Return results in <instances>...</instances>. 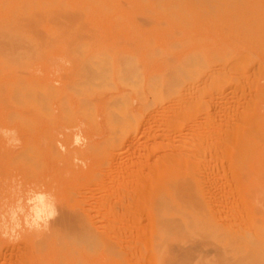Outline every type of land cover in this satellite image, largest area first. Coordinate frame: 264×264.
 Instances as JSON below:
<instances>
[{
    "label": "rangeland",
    "instance_id": "1",
    "mask_svg": "<svg viewBox=\"0 0 264 264\" xmlns=\"http://www.w3.org/2000/svg\"><path fill=\"white\" fill-rule=\"evenodd\" d=\"M5 1L3 2V0H0V28L3 25L0 31L7 29L8 35L11 37H7V32H0V128L15 129L18 134L20 144L18 147H9L4 142V140L0 138V202L11 201L12 193L10 192V188L13 187V181L21 184L25 189L32 186H42L45 190L51 191L55 195L56 203L59 207L61 206V208L57 206L60 211L59 216L61 218L58 216L60 219L57 217L54 220L53 225H51L52 227L50 228L49 226V228H47L48 231L44 230L36 232L24 230L21 233L20 239L18 241L13 242L0 238V264H249L251 262L253 264H264V253H262L264 251V249H262V246L264 248V236L262 235V233L264 234V121H262L264 120V98L262 96L264 95V70H262L264 69V38H262V35H264V24H262L264 23V0H207V2H205V0H73V2L72 0H64L63 2L65 5L64 3H61V1L59 3V0L58 2L57 0H46L47 2H50V5L44 0H31V4L30 0ZM93 1H97L100 5H95ZM105 1L106 4L104 3ZM77 2L78 4L80 3V6L77 4ZM97 2L96 4H98ZM22 3L26 7V10H23L24 8H22L20 5ZM27 4L29 5V9ZM56 4H60L58 5L60 7H58ZM103 4L104 6H101ZM158 5L160 8L157 7ZM165 5H167V7H165ZM179 5H181V7ZM195 5L196 7L198 6L197 9L194 7ZM208 5L210 6V10L208 9ZM81 6L84 7L82 8ZM186 6L188 10H186ZM256 6H259L257 7V10L255 8ZM54 7L57 8L53 9ZM103 7L107 10L110 8L112 12L108 13V11L105 9L104 11L101 10ZM162 7H165L164 11L169 9L166 11L170 15L169 18L167 13L166 15L164 14L165 12L162 14ZM11 8H13V10H11ZM172 8L175 10L177 9V11L179 8L180 10L184 9L189 12V15H187L188 12L184 10L182 11L184 13L186 12L187 14H183L182 12L181 15H178V12L181 11L175 12L173 10V12L176 13L175 14L171 11ZM258 8L261 10H258ZM64 9L66 14L64 13ZM88 9H90V12ZM22 10L30 12L31 16L29 13H25ZM35 10H37L39 13H37ZM48 10L49 14L47 13ZM131 10L133 12H131ZM147 10L149 12H147ZM45 11L46 15L43 14ZM170 11L176 17L173 16ZM204 11H206V13ZM208 11L210 12L209 16L211 17H207ZM104 12L105 15H103ZM106 12L108 13L107 15ZM192 12L195 13V16L193 15L191 17L190 14ZM10 13L12 16H10ZM2 14L6 18L3 17ZM50 14L51 16H49ZM67 14L69 15L67 16ZM70 14L73 20L71 19ZM115 14H117L120 19H118L119 17L115 18ZM182 14L188 19L187 20L185 17V21L190 22V24L185 22L187 27L185 24H180L182 22L181 20H179L180 23L178 22V19L180 18L184 20ZM14 15H17L18 18H12ZM98 15L101 16L97 17ZM212 15L217 17V19L215 18V21H210V19H214ZM57 16L61 17V20L64 22L60 21V18ZM81 17H83V20ZM193 17L196 19V24H194L195 19ZM11 18L12 21H14V19L15 21L12 22ZM150 18H152V21ZM201 18H203V21H201ZM218 18H220V21ZM233 18L235 20L237 18H241L237 19L239 20V26L238 22H236L237 20L235 21ZM6 19H8V23L11 22L14 24V26L9 23L11 25L10 26ZM20 19L22 21H20ZM24 19H26V22ZM84 19L87 21V23ZM169 19H173L174 21H170ZM206 19L209 20V22ZM230 19L235 21V23H232ZM78 20H80L81 23ZM146 20L147 22L149 21L148 24L150 25L145 24L147 23ZM204 20H206V22ZM50 21L51 23H49ZM164 21L165 23L168 22L170 25L167 23L165 24L167 26H165L163 24ZM32 22L33 25H31ZM65 22H67L66 26L64 24ZM240 22H243V24ZM219 24L220 26L223 25L225 27L224 29L226 32L228 31L227 33L225 32L226 34L224 33L225 30L222 29L221 31V27L218 26ZM59 25H62L61 29ZM246 25L249 28L251 26L254 28L256 27V31H254V28H250V30L247 27L249 29V33L247 30L243 29L246 28ZM75 26L77 27L75 28ZM211 26L213 27L212 30ZM4 27L6 28L4 29ZM8 27L11 29L14 27L12 30L15 32H13ZM79 27H81L79 31L82 30V32L77 33L76 30L79 29ZM105 28L108 30L104 31L106 30ZM204 28L206 31L203 30ZM52 29L54 30L53 32ZM71 29L75 30L72 32ZM174 29L181 31V37L179 34L180 32L178 31V33L177 30L175 31ZM213 29L215 30L213 31ZM18 30L19 33H17ZM68 30L71 31L67 33ZM173 30L178 34L176 35ZM232 30L234 31L232 32ZM258 30H260L262 33H257ZM39 31H41V33ZM74 31L79 35L77 36ZM89 31H94L92 32L94 33L93 35H95V31H97V35H95V37L99 39L94 37L95 40H98H96L97 44L96 41L92 40L93 38H90L93 37V35H91L92 33H89ZM29 32L30 34H27ZM104 32H106L108 36H106V33ZM15 33H17L16 36H18V39L19 37H22L20 36L22 33H24L25 36L23 35L24 38H20L18 40L16 37H14ZM54 33L58 34L56 35L57 37L54 35ZM66 33L67 35L71 33L69 35L70 37L67 36ZM229 33L231 35L235 33L233 37L239 38L237 40L238 43L235 41L236 39L234 40V38H232ZM80 34H83L81 36L82 38L79 37ZM101 34L104 36L102 35L101 37ZM45 35L48 38L46 37L44 39ZM64 35H66L65 37L68 41L65 37H63ZM53 36H55L57 39L53 38ZM223 36L224 38H222ZM260 36L262 40H260ZM4 37H7V42L5 41ZM29 37L32 39V41ZM104 37L105 39L109 37V41L108 39L104 40ZM150 37L151 39L153 38L152 41L150 40ZM196 37H199L198 40L201 37V40L197 42ZM230 37L232 39H230ZM12 38L14 40L16 38L17 41L13 43L14 40ZM78 38L81 39L80 42H78ZM118 38L121 40L119 42H115L114 39L118 41ZM111 39L112 41L110 42ZM187 39H189L188 42L185 41ZM21 40L23 44L20 43ZM38 40L40 47L37 45ZM149 40L152 44L148 42ZM230 40L233 42L235 41L236 43L231 45L229 44L232 43ZM24 41L28 44H26ZM64 41H66L65 43H68L65 44ZM91 41H93L98 48L92 42L88 47V50L90 49V51L85 53L86 50L83 46L86 43L89 44ZM105 41L107 42L105 43ZM32 43L35 44L32 45ZM40 43L42 45H40ZM178 43L179 45L182 43V46L177 47ZM6 44H8V46ZM70 44L71 47L69 46ZM171 44L174 47L171 46ZM250 44H253L254 46L260 45L261 48H259V46L256 47V49H254L255 47L251 49L249 48ZM78 45L81 47V54L83 49L85 50L83 51L84 55L82 56L78 52V50L80 51ZM92 45L95 46L92 47ZM216 45L218 46L216 47ZM248 45L249 47L247 48ZM228 46H230L232 49ZM99 47H101L102 54L104 51V53L107 54H100L101 50ZM107 47L108 49H106ZM202 47H204V49ZM25 48L28 49L25 50ZM93 48L97 49L98 54H95V52L93 54V51H96V49L93 50ZM157 48H159V50ZM195 49L198 52L201 51L199 52L200 55L202 54L200 59H202V62H205L202 64L203 66L200 65L201 62L198 63L201 61L197 55L199 53H196L198 57L193 53ZM230 51V55L226 54L225 56V53ZM89 52L90 54H88ZM189 52L191 53L189 54L190 58L188 55L186 57L183 55L185 53L188 54ZM212 53H215V55ZM29 55H32L34 58ZM107 55L112 56H108L110 58L108 59ZM211 55H213L214 59L212 57L208 58V56ZM244 55L248 56L247 60L249 61H243V59H246L247 57H244ZM16 56L19 59L16 58ZM86 56H88L86 59L87 61H85ZM168 57H172V59ZM234 57L238 58L234 59ZM88 58L90 60L92 58V60L89 61ZM211 58L215 62L217 59H219V64L218 60L217 63H215L214 61L212 62L210 60ZM239 58L241 60H239ZM182 59L185 63L183 61H179ZM190 59L192 61L196 59L198 62L195 65V60L192 62ZM19 60L21 62H19ZM53 60H55V62H53ZM189 60L192 63H190ZM109 61L110 64L108 63ZM170 61L173 63H170ZM231 61L232 63H230ZM90 62H93L94 66L93 63ZM233 62L235 65L240 62L242 67L244 63H246V66L243 68L239 67V69L242 68L240 70L236 67V71L239 70L238 72L235 71L236 73L233 71H226L233 70L235 68L229 66V64L233 65ZM183 63L184 65L187 63L193 64L194 67H191L193 65L190 64L183 66ZM220 63L224 66L225 70L223 71L224 68H217L218 73L219 70L221 71L220 75H215L218 73L214 71V74L212 71L213 73H209V75L214 78H211V76L209 77L206 72H210L212 68L213 70L216 67L220 68L222 66ZM255 63L258 64L257 67ZM178 64L182 68L185 67L187 69H182L180 67L178 70H176ZM197 64H199L200 68H203L204 71H206V66L209 68L206 72L199 69L197 70L196 68L199 66ZM214 64L216 67L213 66ZM72 65L73 67H71ZM107 66L108 70L109 66L112 67L111 70H113L111 72L109 71L110 75H107L113 77L109 78L106 76V74H104L105 71L103 72L102 68L105 70ZM92 67L94 69H89ZM96 67L98 70H96ZM126 67H128L127 70H125ZM189 67L191 68L190 70H188ZM255 67L256 69L260 68L261 72L259 69L256 71ZM72 68H76L77 71L80 69V72L78 71L77 73L75 72L72 74V72L76 70H71ZM167 68H169L168 70H170V68H174V72L172 71L170 73L172 75L167 72L165 73ZM193 68L195 72L191 73L194 71ZM253 69L254 71H252ZM21 70L23 71L22 73L20 72ZM118 71L121 72L117 73ZM182 71L183 73H186L187 71L188 75L182 74ZM241 71L242 73H240V75H243V77L239 75V72ZM126 72L129 73L127 74ZM251 72H254L253 75L257 72L260 74L257 73L254 77L252 76ZM59 73H62V77L64 76L66 78H61ZM93 73H97L94 75L96 77H93ZM101 73L104 74L103 78ZM164 73L169 74V78L171 77L175 81L171 82V78H167V80L164 81L166 78L164 77ZM243 73L246 75L248 73L249 76L247 75V77H245L246 75ZM68 74L70 76L69 79L67 76ZM124 74L127 75V77L130 74L129 78H127ZM132 74L134 77L131 76ZM177 74L179 76H177ZM236 74L239 75L240 79L238 76H235ZM84 75H86V78ZM88 75H91V80H89ZM100 75L102 80H99L101 83H98L97 81ZM152 75H155L157 78ZM158 75L161 76L158 77ZM184 75H186L185 78ZM124 76L128 80H126ZM215 76L216 80L219 81L218 83H216L217 81H213L215 80ZM131 77L132 79H130ZM138 77L141 79V81H138L139 83L136 84L134 82L136 79L138 80ZM186 77L189 78V81L188 78L186 79ZM101 78L99 77V79ZM159 78L162 80L161 82L159 81ZM181 78H184L187 81L186 82L184 80L186 82H184L185 85H181L183 82ZM193 78L197 81L193 80L192 82L191 80ZM206 78H209V80ZM247 78L248 83L246 80ZM20 79L22 80L19 82ZM35 79L37 80L38 85L36 84L34 87L33 84L36 82ZM119 79L121 83H125V86L120 84ZM204 79L205 81H202ZM129 80L133 81L132 86L130 84L132 82ZM242 80H244V85H246L245 87L242 83ZM163 81L166 82L169 87L172 86L168 84L169 82H171L170 84H173L174 86L169 88L166 84L164 85ZM178 81L180 84H178ZM212 81L218 86H214ZM203 82H205V84H208V82L209 84L212 83L213 87L209 85V87L206 86L205 88V86H203V88L201 86V83L204 85ZM221 82H223L222 85ZM65 83L67 85L69 84L72 89L70 90L65 85ZM160 83L162 85L159 87ZM193 83L195 84V87L192 85ZM197 83L200 86L199 89L198 86H196ZM238 83L241 84L237 85ZM48 84L51 85L49 86ZM126 84L130 87H127ZM138 85H140V88ZM186 85H189V87L186 88ZM23 86L25 89H23ZM41 86L43 90L41 89ZM157 86L159 89H153ZM192 86L195 88V90L192 88ZM247 86L249 90H247ZM36 87H38V89ZM201 87L203 91L200 89ZM238 87L239 89H236ZM21 88L23 90H21ZM149 88H151L152 93H150ZM82 90H84V92ZM158 90L160 91L158 92ZM177 90L181 91L179 92L180 94L176 92ZM199 90H201L202 93L199 92L198 95ZM253 90L256 93H254ZM16 91L19 93H16ZM168 91L172 96L168 94ZM243 91H245V93ZM27 92L30 94L27 95ZM38 92L42 93V97L39 96L40 93ZM206 92H208L209 95L206 96ZM12 93L14 95H11ZM158 93L161 103L158 102ZM210 93L213 94L210 95ZM253 93L256 96H253ZM18 94L20 95L17 96ZM10 96L12 97V100ZM166 96H168V98ZM180 96H182V99ZM13 97L16 99H13ZM114 97H116V99ZM177 97H179L180 100L177 99ZM128 98L130 99L129 101L127 100ZM85 99H88V102ZM37 100L40 102V104ZM111 100H113V102ZM67 101L69 103H67ZM89 102L90 104H88ZM249 102L251 105L248 104ZM45 103L49 105V107ZM119 103L121 105L123 104L124 110L122 108L123 106H120ZM115 104L120 108V111H118V108V110H116ZM188 105L190 109L188 108ZM46 106L47 109H44ZM247 107L250 108L249 111V108ZM67 108L68 110H66ZM82 108L84 110H82ZM85 108L88 109L86 113H84L86 111ZM185 108H187V110ZM76 109L81 110L77 111ZM89 110L90 113L87 114ZM91 111L95 113H91ZM123 111L128 114H121L120 112ZM258 112L259 114H255ZM10 113L11 117L9 116ZM181 113L183 115H187L183 116ZM240 115L242 116L240 117ZM182 116L185 118L183 119ZM256 116L263 118H261V120L258 122L259 124H257L256 120L258 117ZM92 117H95V122L93 121ZM7 118L10 119L8 120ZM242 118L243 121L246 122L244 124H247V126L250 124L252 127V123H255L253 126L254 128L252 127V129L255 131H249L251 127L243 125ZM90 121L93 122V124L90 123ZM124 121H126L125 126L124 124L121 126ZM250 121L252 123H250ZM123 126L127 127L125 128L127 131ZM256 126H261V132L259 131L260 128L257 129ZM244 127L247 128L248 132L247 130L245 131ZM95 129H97V131ZM108 132L109 134H107ZM223 132L225 134L227 132L228 134L225 136ZM232 132L234 133L232 134ZM252 132H255V135L252 136ZM258 132H260L261 135ZM77 134H82L85 142H83L78 147H74L73 139ZM249 135H251L252 138ZM259 137H261L262 140H258ZM256 140L258 142H256ZM244 143L248 144L249 146H244ZM253 144H258L259 146L254 145L252 147L251 145ZM26 146L29 147L27 148ZM61 146H63V148L66 150L62 152ZM238 147L240 148L239 151H237ZM106 151L109 153H106ZM99 154L102 156L100 159L98 156ZM244 157L246 159H244ZM239 159L244 160L239 162ZM76 161H79V163ZM101 162L103 163V169L100 168L101 165L99 163ZM94 163H97L96 166ZM69 187L72 189H69ZM71 191L74 195L70 194L72 193ZM262 196L263 198H261ZM69 209H71V212ZM83 219L86 221L83 223L85 228L82 227L81 224ZM87 221L89 222L87 223ZM71 222H73V224ZM90 222L94 224L91 225ZM253 222L257 224V226H255ZM258 223L261 225L263 224L261 226L262 228ZM54 225L57 229L54 227ZM94 225H98L95 226L98 227V230L96 228L98 234L94 232L95 230H93ZM100 225L101 227L99 228ZM62 227H70V230H68H73V233H71V231L70 234H66V231H69ZM111 227L113 229H111ZM77 229L82 231L81 234ZM77 233L82 236L77 235L76 237L75 234ZM58 234H62L59 235L62 238L58 237ZM88 234H91V237L93 234L99 235V237H96L99 238L98 240H100H97L98 245L94 244V242H96V239H94L95 237L93 238L94 240L92 238L90 239V237L88 238L91 240V242H89L87 237L85 238V235L87 236ZM100 235L102 237H100ZM247 235L249 239H247ZM100 238H103V240ZM260 238L263 239V241ZM104 239L106 242H104ZM257 239L262 242L258 243L259 241ZM38 240L45 241L40 243ZM76 240L78 247L76 245L74 246V244H76L74 243ZM113 240H115L114 244L116 245L117 250L113 244ZM56 241L59 242L57 245L55 243ZM92 241H94V245L92 244ZM116 241H118L120 244L118 242L116 243ZM100 242H104L105 245L108 243L113 245L112 247L114 249L111 248V245H107V250L110 248L112 251L114 250V252L112 254L109 253L110 251L105 252L106 249L104 247V243L102 244ZM41 244L44 245V247L42 246V249H40ZM64 244L65 247L62 246ZM35 245L37 246L35 247ZM80 246H82L81 248H83L85 252L83 249H78ZM89 246H92V248L90 247V251H88ZM108 246L110 247L108 248ZM60 247L63 249L59 250ZM33 248H37V251H33ZM96 248H98V250ZM76 249L80 250V253ZM76 252L78 253L76 254ZM249 252L251 253L248 254ZM84 253H86V255ZM36 255L38 257H36ZM61 255L63 259H66H64V262L62 261L59 263L61 261L60 259L62 258Z\"/></svg>",
    "mask_w": 264,
    "mask_h": 264
},
{
    "label": "bare ground",
    "instance_id": "2",
    "mask_svg": "<svg viewBox=\"0 0 264 264\" xmlns=\"http://www.w3.org/2000/svg\"><path fill=\"white\" fill-rule=\"evenodd\" d=\"M4 1H5V0H3V2H4ZM21 1H22V0H21ZM44 1H46V0H44ZM44 1H43V2H44ZM52 1H53V0H52ZM52 1H51V2H52ZM60 1H61V3H64V2H63L64 0H59V3H60ZM74 1H75V0H74ZM85 1H86V0H85ZM97 1H98V0H97ZM97 1H95V2L93 1V3H94L95 5L98 6V5H100V4H99ZM102 1H103V0H102ZM108 1H109V0H108ZM108 1H107V2H108ZM141 1H142V0H141ZM143 1H146V0H143ZM215 1H218V0H215ZM219 1H220V0H219ZM3 2H2V3H3ZM46 2H47V1H46ZM57 2H58V0H57ZM72 2H73V0H72ZM89 2H90V1H89ZM96 2H97L98 4H96ZM119 2H120V1H119ZM155 2H156V1H155ZM205 2H207V0H205ZM237 2H238V1H237ZM5 3H6V1H5ZM14 3H16V2H14ZM37 3H38V2H37ZM47 3H49V5H50V2H47ZM47 3H46V4H47ZM104 3L106 4V1H105ZM112 3H113V2H112ZM143 3H146V2H143ZM163 3H164V2H163ZM0 4H1V3H0ZM22 4H23V3H22ZM22 4H20V5L22 6V8H24L23 10H26V9H25L26 7L24 6V4H23V5H22ZM30 4H31V0H30ZM77 4H78V2H77ZM79 4H80V3H79ZM79 4H78V5H79ZM89 4H90V3H89ZM141 4H142V3H141ZM147 4H148V2H147ZM251 4H252V2H251ZM2 5H3V4H2ZM8 5H9V4H8ZM11 5H12V4H11ZM25 5H26V3H25ZM35 5H36V4H35ZM40 5H42V4H40ZM43 5H44V4H43ZM47 5H48V4H47ZM56 5L58 6V5H60V4H56ZM64 5H65V3H64ZM86 5H87V3H86ZM110 5H111V4H110ZM119 5H120V4H119ZM176 5H178V4H176ZM218 5H219V4H218ZM220 5L223 6L222 4H220ZM21 6H20V8H21ZM28 6H29V5L27 4V7H28ZM32 6H33V5H32ZM38 6H39V5H38ZM54 6H55V5H54ZM79 6H80V5H79ZM92 6H93V5H92ZM97 6H96V7H97ZM101 6H104V4L101 5ZM162 6H163V5H162ZM179 6L181 7V5H179ZM208 6H209V5H208ZM1 7H3V6H1ZM16 7H17V6H16ZM36 7H37V6H36ZM58 7H60V6H58ZM61 7H62V6H61ZM77 7H78V6H77ZM81 7L83 8L84 6H81ZM86 7H87V6H86ZM86 7H85V8H86ZM157 7H159V5H158ZM165 7H167V5H165ZM165 7H162L161 9H162V14H163V12H165L164 14L166 15V13L168 14V12H166V11L169 10V9L166 8L167 10L164 11ZM169 7H170V6H169ZM169 7H168V8H169ZM175 7H176V6H175ZM175 7H174V8H175ZM194 7H196V5H195ZM197 7H198V6H197ZM197 7H196V9H197ZM200 7H201V5H200ZM257 7H259V6H256V7H255L256 10H257ZM17 8H18V7H17ZM33 8H34V7H33ZM38 8H40V7H38ZM38 8H37V9H38ZM50 8H51V7H50ZM55 8H57V7H54L53 9H55ZM62 8H63V7H62ZM130 8H131V7H130ZM140 8H141V7H140ZM159 8H160V7H159ZM174 8H172V10H171V9H170V10H171L172 12H173V10H174L175 12L181 11V12H178V13H179L178 15H181V13L183 12L182 10H184V9H181V10H180V8H179L178 11H177V9L175 10ZM186 8H187V6H186ZM28 9H29V7H28ZM28 9H27V11H28ZM60 9H61V8H60ZM65 9H66V8H65ZM65 9H64V13H65ZM76 9H77V8H76ZM104 9L107 10V9L104 8V7H103V9H101V10L104 11ZM109 9H110V8H109ZM109 9L107 10L108 13L112 12V10H111V9L109 10ZM157 9H158V8H157ZM194 9H195V8H194ZM208 9L210 10V6H209ZM11 10H13V8H11ZM15 10H17V9H15ZM19 10H20V9H19ZM23 10H22V11H23ZM50 10H51V9H50ZM57 10H58V9H57ZM66 10H67V9H66ZM79 10H80V9H79ZM88 10H89V12H90V9H88ZM118 10H119V9H118ZM132 10H134V9H132ZM132 10H131V12H133ZM135 10H136V9H135ZM137 10H138V9H137ZM186 10H188V8H187ZM186 10H184V11H186ZM211 10H212V9H211ZM213 10H214V9H213ZM234 10H235V9H234ZM258 10H261V9L258 8ZM27 11H23V12L26 13ZM30 11H33V10H30ZM35 11L37 12V10H35ZM46 11H47V10H46ZM46 11L43 13L44 15H46V14H45ZM71 11H74V10H71ZM71 11H70V12H71ZM103 11H102V12H103ZM115 11H116V10H115ZM160 11H161V10H160ZM171 11H170V13H172ZM221 11H222V9H221ZM225 11H226V10H225ZM4 12H5V11H4ZM53 12H54V10H53ZM55 12H57V11H55ZM59 12H60V11H59ZM67 12H68V11H67ZM75 12H76V10H75ZM75 12H74V13H75ZM91 12H92V11H91ZM94 12H95V10H94ZM100 12H101V11H100ZM117 12H118V11H117ZM147 12H149V11L147 10ZM150 12H151V11H150ZM175 12H173V13H175ZM186 12H188V11H186ZM186 12H185V13L183 12V14H187ZM193 12H194V11H193ZM193 12L191 13L192 15L190 14L191 17L195 14V13H193ZM204 12L206 13V11H204ZM234 12H236V11H234ZM8 13H9V12H8ZM25 13H24V14H25ZM27 13L30 14V12H27ZM37 13H39V12H37ZM47 13L49 14V10H48ZM62 13H63V12H62ZM95 13H96V12H95ZM108 13L106 12V15H107ZM152 13H153V12H152ZM173 13H172V14H173ZM209 13H210V12L208 11V13H207L208 16H207V17H211V16H209V15H210ZM218 13H219V12H218ZM65 14H66V13H65ZM81 14H82V12H81ZM101 14H102V13H101ZM136 14H137V13H136ZM175 14H176V13H175ZM183 14H182V16H183ZM239 14H240V13H239ZM241 14H242V13H241ZM40 15H41V14H40ZM44 15H43V16H44ZM68 15H69V14H67V16H68ZM76 15H77V13H76ZM92 15H93V13H92ZM103 15H105V12L103 13ZM116 15H117V14L114 15L115 18H116V17L118 18L119 16H118V15L116 16ZM138 15H139V14H138ZM155 15H156V14H155ZM155 15H154V16H155ZM187 15H189V12H188ZM2 16H3V14H2ZM2 16H1V17H2ZM10 16H12L11 13H10ZM10 16H9V18H10ZM30 16H31V14H30ZM37 16H39V15H37ZM47 16H48V15H47ZM49 16H51V14H50ZM61 16H62V14H61ZM87 16H88V15H87ZM99 16H101V15H98L97 17H99ZM114 16H112V17H114ZM135 16H136V15H135ZM167 16H168V18L170 17L169 14H168ZM173 16H175V15L173 14ZM194 16H195V15H194ZM196 16H197V15H196ZM200 16H201V14H200ZM3 17H5V16H3ZM14 17H15V18H18L17 15H16V16L14 15L12 18H14ZM52 17H54V16H52ZM55 17H56V16H55ZM57 17H59V16H57ZM62 17H63V16H62ZM70 17H71V14H70ZM70 17H69V18H70ZM77 17H78V16H77ZM151 17H152V16H151ZM156 17H157V16H156ZM171 17H172V15H171ZM175 17H176V16H175ZM185 17H186V16H183L184 20L181 19V18L178 19V22L180 23L179 20H181L182 22H181L180 24H183V25H184L185 22L190 24L189 21H185ZM188 17H189V16H188ZM212 17H214V16L212 15ZM5 18H6V17H5ZM12 18H11V21H12ZM19 18H20V17H19ZM22 18H23V16H22ZM32 18H33V16H32ZM59 18H60V21H63V20H61V19H62L61 17H59ZM65 18H67V17H65ZM69 18H68V19H69ZM100 18H101V17H100ZM115 18H114V20H115ZM144 18H145V17H144ZM146 18H147V17H146ZM154 18H155V17H154ZM172 18H173V17H172ZM178 18H179V17H178ZM193 18H194V17H193ZM196 18H198V17H196ZM215 18L217 19V17H214V19H210V18H209V19H210V21H215ZM235 18H236V17H235ZM34 19H35V17H34ZM40 19H41V18H40ZM51 19H52V18H51ZM51 19H50V20H51ZM68 19H67V20H68ZM71 19H72V17H71ZM81 19L83 20V17H81ZM94 19H95V18H94ZM108 19H109V18H108ZM118 19H120V17H119ZM147 19H148V18H147ZM151 19H152V18H150V20H151ZM186 19H187V17H186ZM189 19H190V18H189ZM194 19H195V18H194ZM202 19H203V18H201V21H203ZM219 19H220V18H218V20H219ZM237 19H241V18H237ZM237 19H236V20H237ZM7 20H8V19H6V21H7ZM24 20H25V22H26V19H24ZM42 20H43V19H42ZM72 20H73V19H72ZM84 20H85V19H84ZM87 20H88V19H87ZM148 20H149V19H148ZM163 20H164V19H163ZM169 20H170V19H169ZM171 20L174 21L173 19H171ZM171 20H170V21H171ZM187 20H188V19H187ZM206 20H207V19H206ZM206 20H204V21L206 22ZM230 20H231L232 23H233V22L235 23V21H236L234 18H233V20H235V21H232V19H230ZM9 21H10V20H9ZM14 21H15V19H14ZM14 21H12V22H14ZM18 21H19V20H18ZM18 21H17V22H18ZM20 21H22V20L20 19ZM44 21H45V19H44ZM78 21L80 22V20H78ZM85 21H86V20H85ZM89 21H90V20H89ZM89 21H88V22H89ZM93 21H94V20H93ZM119 21H120V20H119ZM151 21H152V20H151ZM154 21H155V20H154ZM191 21H192V20H191ZM195 21H196V19L194 20V24L197 23V22H195ZM201 21H200V23H201ZM207 21L209 22V20H207ZM219 21H220V20H219ZM238 21H239V20H237L236 22H238ZM58 22H59V21H58ZM63 22H64V21H63ZM146 22H147V20H146ZM148 22H149V21H148ZM148 22H147V23L144 22V23H145V24H148ZM227 22H228V19H227ZM231 22H230V23H231ZM7 23H8V21H7ZM9 23H11V22H9ZM9 23H8V24H9ZM21 23H22V22H21ZM23 23H24V22H23ZM49 23H51V21H50ZM53 23H55V22H53ZM66 23H67V22L64 23L65 26H66ZM75 23H77V22H75ZM80 23H81V22H80ZM82 23H83V22H82ZM86 23H87V21H86ZM93 23H94V22H93ZM119 23H120V22H119ZM138 23H139V22H138ZM154 23H155V22H154ZM158 23H159V22H158ZM167 23H168V22H167ZM167 23H165V21H164L163 24L165 25V24H167ZM211 23H212V22H211ZM240 23H241V22H240ZM249 23H250V22H249ZM3 24H4V23H3ZM11 24H12V23H11ZM46 24H47V23H46ZM57 24H58V23H57ZM88 24H89V23H88ZM90 24H92V23H90ZM122 24H123V23H122ZM163 24H162V25H163ZM168 24H169V23H168ZM189 24H188V25H189ZM222 24H224V23H222ZM241 24H243V22H242ZM262 24H264V23H262ZM4 25H5V24H4ZM9 25H10V24H9ZM12 25L14 26V24H12ZM31 25H33V22L31 23ZM75 25H76V24H75ZM142 25H143V24H142ZM142 25H141V26H142ZM148 25H150V24H148ZM169 25H170V24H169ZM177 25H179V24H177ZM185 25H186V27H187V24H185ZM192 25H193V24H192ZM205 25H206V24H205ZM210 25H212V24H210ZM216 25H217V24H216ZM225 25H226V24H225ZM10 26H11V25H10ZM53 26H54V25H53ZM59 26H60V25H59ZM61 26H62V25H61ZM61 26H60V29H61ZM77 26H78V24H77ZM77 26H75V28H76ZM79 26H80V25H79ZM82 26H83V25H82ZM82 26H81V27H82ZM118 26H119V25H118ZM165 26H167V25H165ZM165 26H164V27H165ZM189 26H190V25H189ZM214 26H215V25H214ZM218 26L221 27V31H222V29L225 30V29H224L225 27H224L223 25H222L223 28H222V26H220V24H219ZM226 26H227V25H226ZM232 26H233V25H232ZM238 26H239V22H238ZM241 26H242V25H241ZM2 27H3V25H2ZM2 27H1L0 29H2ZM29 27H30V26H29ZM39 27H40V26H39ZM54 27H55V26H54ZM57 27H58V26H57ZM73 27H74V25H73ZM81 27H79V29L76 30L77 33L82 32V30L79 31V30L81 29ZM86 27H88V26H86ZM89 27H91V26H89ZM103 27H104V26H103ZM103 27H102V28H103ZM184 27H185V26H184ZM186 27H185V28H186ZM190 27H191V26H190ZM198 27H199V26H198ZM202 27H203V24H202ZM245 27H246V28H243V29L247 30L248 32H249V29H250V28H251V29L254 28V27H252V26L249 28L247 25H246ZM247 27H248L249 29H248ZM5 28H6V27H4V29H5ZM8 28H10V27H8ZM13 28H14V27H12V29H13ZM16 28H17V26H16ZM27 28H28V27H27ZM69 28H70V27H69ZM69 28H68V29H69ZM84 28H85V27H84ZM95 28H96V27H95ZM100 28H101V27H100ZM117 28H118V27H117ZM117 28H116V29H117ZM166 28H167V27H166ZM169 28H170V26H169ZM185 28H184V29H185ZM200 28H201V27H200ZM212 28H213V27L211 26V30H212ZM214 28H215V27H214ZM227 28H228V27H227ZM231 28H232V27H231ZM255 28H256V27H255ZM255 28H254V31H256ZM10 29H11V28H10ZM10 29H9V30H10ZM12 29H11V30H12ZM17 29H18V28H17ZM33 29H34V28H33ZM38 29H39V28H38ZM55 29H56V28H55ZM98 29H99V26H98ZM105 29H106V30H104V31H107V30H108L107 28H105ZM151 29H152V27H151ZM229 29H230V27H229ZM251 29H250V30H251ZM30 30H31V29H30ZM50 30H51V29H50ZM63 30H64V29H63ZM63 30H62V31H63ZM71 30H72V32H73V30H75V29H71ZM71 30H70V31H71ZM90 30H91V29H90ZM93 30H94V27H93ZM96 30H97V29H96ZM101 30H102V29H101ZM153 30H154V29H153ZM174 30H175V31L177 30V32L179 31L180 33H179V32H178V33L180 34V37H181V31L178 30V29H174ZM174 30H173V31H174ZM201 30H202V29H201ZM203 30L206 31L205 28H204ZM214 30H215V29H213V31H214ZM7 31H8V30L6 29V30H4V31L2 30V31H0V32H7ZM12 31L15 32L14 30H12ZM16 31H17V30H16ZM37 31H38V30H37ZM43 31H44V30H43ZM53 31H54V30L52 29V32H53ZM56 31H57V30H56ZM58 31H59V30H58ZM65 31H66V30H65ZM65 31H64V32H65ZM70 31L68 30L67 33H69ZM78 31H79V32H78ZM102 31H103V30H102ZM175 31H174V33H176V35H177L178 33L175 32ZM198 31H199V29H198ZM233 31H234V30H232V32H233ZM242 31H244V30H242ZM20 32H21V31H20ZM22 32H24V31H22ZM27 32H28V30H27ZM34 32H35V31H34ZM39 32L41 33V31H39ZM60 32H61V31H60ZM87 32H88V31H87ZM92 32H94V31H92ZM92 32L89 31V33H92ZM196 32H197V31H196ZM225 32H226V30L224 31V33H225ZM227 32H228V31H227ZM227 32H226V33H227ZM230 32H231V31H230ZM236 32H237V31H236ZM248 32H246V33H248ZM258 32L260 33L261 31L258 30L257 33H258ZM9 33H10V32H9ZM17 33H19V30H18ZM17 33H15V36H14V37H16V38L18 39V36H16ZM36 33H37V32H36ZM67 33H66V35H67ZM74 33H75V31H74ZM85 33H86V31H85ZM104 33H106V32H104ZM191 33H193V32H191ZM226 33H225V34H226ZM249 33H250V32H249ZM254 33H255V32H254ZM261 33H262V32H261ZM6 34L8 35V32H7ZM11 34H13V33H11ZM27 34H30V32L27 33ZM31 34H33V33H31ZM38 34H39V33H38ZM70 34H71V33H70ZM70 34H69V35H70ZM72 34H73V33H72ZM75 34H76V33H75ZM83 34H84V33H83ZM83 34H82V35H83ZM86 34H87V33H86ZM93 34H94V33H92L91 35H93ZM115 34H116V33H115ZM154 34H155V33H154ZM205 34H206V33H205ZM229 34H230V33H229ZM234 34H235V33H234ZM234 34H232V35L230 34V35L232 36V38H234V37H233ZM238 34H241V33H238ZM244 34H245V33H244ZM23 35H24V33H22V34L20 35V36H22V37H19V39H20V38H24L25 35H24V36H23ZM33 35H35V34H33ZM47 35H48V34H47ZM54 35L56 36V35H58V34H57V33H56V34L54 33ZM62 35H63V33H62ZM66 35H64L63 37H65ZM69 35H67V36H69ZM76 35L78 36L79 34H76ZM82 35L80 34L79 37L82 38V37H81ZM89 35H90V34H89ZM91 35H90V36H91ZM95 35H97V31H95ZM95 35H93V37H90L91 39L93 38L92 40H94V41H96L97 39H99V38L95 37ZM102 35H103V34H101V37H102ZM112 35H113V33H112ZM117 35H118V33H117ZM155 35H156V34H155ZM176 35H175V36H176ZM191 35H192V34H191ZM245 35H246V34H245ZM251 35H253V34H251ZM258 35H259V34H258ZM0 36H1V34H0ZM9 36H10V35H8L7 37L10 38L11 36H10V37H9ZM31 36H32V35H31ZM36 36H38V35H36ZM36 36H35V38H36ZM55 36H53V38H56V37H57V36H56V37H55ZM73 36H74V35H73ZM73 36H72V37H73ZM77 36H76V37H77ZM103 36H104V35H103ZM106 36H108L107 33H106ZM236 36H237V34H236ZM247 36H249V35H247ZM263 36H264V35H262V38H264ZM7 37H4L5 41H6V38H7ZM46 37H47V36L45 35L44 39H45ZM69 37H70V36H69ZM76 37H75V38H76ZM94 37L97 38V39L95 40ZM111 37H112V36H111ZM116 37H117V36H116ZM170 37H171V36H170ZM201 37H202V36H201ZM201 37H200L199 40H198L199 37H196L197 42H199V41L201 40ZM227 37H228V36H227ZM237 37H238V36H237ZM249 37H251V36H249ZM16 38H15V40L12 38V39L14 40L13 43H15V41H17ZM29 38H30V37H29ZM47 38H48V37H47ZM60 38H61V36H60ZM65 38H66V37H65ZM108 38H109V37H107V39H108ZM112 38H113V37H112ZM121 38H122V36H121ZM148 38H149V37H148ZM194 38H195V37H194ZM205 38H206V37H205ZM222 38H224V36H223ZM232 38L230 37V39H232ZM259 38H260V40H262L261 36H260ZM1 39H2V38H1ZM19 39H18V40H19ZM30 39H31V38H30ZM38 39H40V38H38ZM44 39H43V40H44ZM56 39H57V38H56ZM58 39H59V38H58ZM78 39H79V38H78ZM84 39H88V38H84ZM107 39H105V37H104V40H107ZM115 39H117V38H115ZM115 39H114L115 42H119V41L121 40L120 38H118V39H119L118 41H116ZM146 39H147V38H146ZM152 39H153V38H152ZM152 39H151V37H150V40H151V41H152ZM202 39H203V38H202ZM209 39H212V38H209ZM235 39H236V40H235ZM238 39H239V38H234V40H235L236 42H237ZM240 39H241V38H240ZM36 40H37V38H36ZM63 40H64V39H63ZM66 40H67V38H66ZM80 40H81V39H79L78 42H80ZM100 40H102V39H100ZM141 40H142V39H141ZM150 40H149L148 42H149L150 44H152ZM207 40H208V39H207ZM241 40H242V39H241ZM244 40H245V39H244ZM1 41H2V40H1ZM31 41H32V39H31ZM46 41H47V40H46ZM57 41H58V40H57ZM67 41H68V40H67ZM74 41H75V39H74ZM97 41H98V40H97ZM97 41H96V44H97ZM108 41H109V39H108ZM111 41H112V39L110 40V42H111ZM122 41H123V40H122ZM145 41H146V40H145ZM183 41H184V40H183ZM185 41L188 42L189 39H187V40H185ZM185 41H184V42H185ZM205 41H206V40H205ZM209 41H210V40H209ZM235 41L233 42L232 40H230V42H232V43H229V44L234 45L233 43H236ZM242 41H243V40H242ZM263 41H264V39H263ZM6 42H7V41H6ZM6 42H5V43H6ZM19 42H20V41H19ZM24 42H25V41H24ZM35 42H36V41H35ZM41 42H42V41H41ZM65 42H66V41H64V43H65ZM81 42H82V41H81ZM92 42H93V41L89 42V44H88V43L84 44L83 47H85L84 49H85L86 51H85L84 49H83V51H85V53H87V51H90V49L88 50V47H89V45H90ZM99 42H100V41H99ZM106 42H107V41H105V43H106ZM175 42H177V41H175ZM175 42H174V43H175ZM239 42H240V40H239ZM245 42H246V41H245ZM9 43H10V42H9ZM20 43H22V40H21ZM20 43H19V44H20ZM25 43L28 44L27 42H25ZM36 43H37V42H36ZM46 43H47V42H46ZM46 43H45V44H46ZM48 43H49V41H48ZM51 43H53V42H51ZM67 43H68V42H67ZM67 43H65V44H67ZM69 43H70V42H69ZM76 43H77V42H76ZM100 43H101V42H100ZM146 43H147V42H146ZM149 43H147V44H149ZM154 43H155V42H154ZM185 43H186V42H185ZM237 43H238V42H237ZM256 43H257V42H256ZM0 44H1V43H0ZM17 44H18V43H17ZM22 44H23V43H22ZM34 44H35V43H34ZM34 44L32 43V45H34ZM80 44H81V43H80ZM93 44H95V43L93 42ZM96 44H95V45H96ZM247 44H248V43H247ZM6 45L8 46V44H6ZM10 45H11V44H10ZM37 45L39 46V40H38V44H37ZM40 45H42V44L40 43ZM46 45H48V44H46ZM49 45H50V44H49ZM52 45H53V44H52ZM52 45H51V46H52ZM74 45H75V44H74ZM87 45H88V46H87ZM95 45H92V47H94ZM176 45H177V44H176ZM178 45H179V43H178ZM178 45H177V47H180V46H182V43H181V45H179V46H178ZM237 45H238V44H237ZM260 45H261V42H260ZM260 45H259V46H260ZM12 46H13V45H12ZM12 46H11V47H12ZM16 46H17V45H16ZM27 46H28V45H27ZM30 46H31V44H30ZM67 46H68V45H67ZM69 46L71 47V44H70ZM69 46H68V47H69ZM78 46H79L78 48L80 49V48H81L80 45H78ZM104 46H105V45H104ZM171 46H173V45L171 44ZM217 46H218V45H216V47H217ZM219 46H220V45H219ZM259 46H254L253 44H252V45L250 44V47H249V45H248L247 48L249 47V48L253 49V48L255 47L254 49H256V47H259ZM20 47H21V46H20ZM22 47H24V46H22ZM39 47H40V46H39ZM74 47H75V46H74ZM83 47H82V48H83ZM96 47H97V45H96ZM102 47H103V46H102ZM173 47H174V46H173ZM177 47H176V48H177ZM228 47L231 48L230 46H228ZM263 47H264V46H263ZM28 48H29V47H28ZM28 48H27V49H28ZM66 48H67V47H66ZM90 48H91V47H90ZM97 48H98V47H97ZM99 48H100V50H101V47H99ZM202 48L204 49V47H202ZM207 48H208V47H207ZM219 48H220V47H219ZM236 48H237V47H236ZM236 48H235V49H236ZM259 48H261V46H260ZM9 49H10V48H9ZM9 49H8V52H9ZM27 49L25 48V50H27ZM34 49H35V48H34ZM70 49H71V48H70ZM94 49H96V48H93V50H94ZM104 49H105V48H104ZM106 49H108V47H107ZM155 49H156V48H155ZM157 49L159 50V48H157ZM208 49H210V48H208ZM231 49H232V48H231ZM0 50H1V49H0ZM11 50H12V49H11ZM14 50H15V49H14ZM75 50H76V49H75ZM211 50H212V48H211ZM211 50H209V51H211ZM221 50H223V49H221ZM259 50H260V49H259ZM38 51H39V50H38ZM42 51H43V50H42ZM83 51H82V54H81V53H80V52H81V49H80V51L78 50V52H79V54H81V56L84 55V54H83ZM192 51H193V50H192ZM195 51H196V49L193 51L194 55H196V53L201 52V51H199V52H198V51L195 52ZM204 51H205V50H204ZM213 51H214V50H213ZM250 51H251V50H250ZM254 51H255V50H254ZM263 51H264V50H263ZM94 52H95V54H98L97 49H96V51H93V54H94ZM96 52H97V53H96ZM104 52H105V51H104ZM104 52H103V54H102V50H101V53H100V54H102V55L107 54V53H104ZM158 52H159V51H158ZM190 52H191V51H190ZM190 52H189L188 54L185 53L186 55H185V54H183V55H184L185 57L188 55V57L190 58V56H189V54H191ZM202 52H203V51H202ZM205 52H207V51H205ZM214 52H215V51H214ZM221 52H223V51H221ZM248 52H249V51H248ZM2 53H3V52H2ZM24 53H25V52H24ZM29 53H30V52H29ZM130 53H131V52H130ZM229 53H231V51H230V52H226V53H225V56H226V54H229ZM236 53H237V52H236ZM241 53H242V52H241ZM262 53H263V52H262ZM13 54H14V53H13ZM13 54H12V55H13ZM88 54H90V52H89ZM100 54H99V55H100ZM117 54H118V53H117ZM157 54H159V53H157ZM212 54L215 55V53H212ZM219 54H220V53H219ZM222 54H223V53H222ZM222 54H221V55H222ZM233 54H234V53H233ZM243 54H246V53H243ZM3 55H4V54H3ZM16 55H17V53H16ZM33 55H34V51H33ZM99 55H97V56H99ZM183 55H182V56H183ZM197 55L199 56V59H200V58H201L200 56H201L202 54L200 55V53H199V54H197ZM197 55H196V56H197ZM209 55H210V54H209ZM213 55L208 56V58H209V57H212V58H213ZM229 55H230V54H229ZM229 55H228V56H229ZM263 55H264V54H263ZM29 56L32 57V55H29ZM39 56H40V55H39ZM55 56H56V55H55ZM64 56H65V55H64ZM89 56H90V55H89ZM92 56H93V55H92ZM92 56H91V57H92ZM95 56H96V55H95ZM108 56L111 57L112 55H111V56H110V55H107V58L110 59ZM184 56H183V57H184ZM196 56H195V57H196ZM198 56H197V57H198ZM222 56H223V55H222ZM241 56H242V54H241ZM241 56H240V57H241ZM246 56H247V55H246ZM246 56L244 55V57H246ZM12 57H13V56H12ZM65 57H66V56H65ZM87 57H88V56H86L85 61H87V60H86ZM99 57H100V56H99ZM104 57H105V56H104ZM114 57H115V56H114ZM122 57H123V56H122ZM127 57H128V55H127ZM195 57H194V58H195ZM216 57H217V56H216ZM216 57H215V58H216ZM235 57H236V56H235ZM235 57H234V59H237V58H238V57H237V58H235ZM16 58H18V57L16 56ZM32 58H34V57H32ZM44 58H45V57H44ZM52 58H53V57H52ZM55 58H56V57H55ZM66 58H67V57H66ZM89 58H90V57H89ZM89 58H88V60L91 61L92 58H94V57H92L91 60H90ZM116 58H117V57H116ZM124 58H125V57H124ZM168 58H171V59H172V57H168ZM191 58H192V57H191ZM205 58H206V56H205ZM212 58H211L210 60L213 62V61H214V60H213L214 58H213V59H212ZM217 58H219V57H217ZM12 59H13V58H12ZM18 59H19V58H18ZM30 59H31V58H30ZM50 59H51V58H50ZM53 59H54V58H53ZM94 59H95V58H94ZM133 59H134V57H133ZM166 59H167V58H166ZM184 59H186V58H184ZM220 59H221V58H220ZM247 59H248V56L246 57V59L244 58L243 61H246ZM48 60H49V59H48ZM56 60H57V59H56ZM101 60H102V59H101ZM131 60H132V59H131ZM167 60H169V59H167ZM190 60H191V59H190ZM190 60H189V61H190ZM194 60H195V61H194ZM194 60H193V61H194V64L196 65V63H197L199 60H198V58H197L198 61H197L196 59H194ZM200 60H201V61H199L198 63L201 62L200 65L203 66L202 64L205 63V62H204V61L202 62V59H200ZM210 60H209V61H210ZM215 60H216V59H215ZM217 60H218V64H219V59H217ZM217 60H216V62H215V61H214V62L217 63ZM221 60H222V59H221ZM239 60H241V59L239 58ZM89 61H88V62H89ZM96 61H97V60H96ZM123 61H124V59H123ZM179 61H181V62L183 61V62H184L183 59H182V60H179ZM191 61H192V60H191ZM191 61H190V63L193 62V61H192V62H191ZM223 61H224V60H223ZM233 61H235V60H233ZM237 61H238V60H237ZM237 61H236V63H237ZM247 61H249V60H247ZM247 61H246V62H247ZM255 61H256V60H255ZM19 62H21V61L19 60ZM53 62H55V60H53ZM93 62H94V61H93ZM93 62H90V63H93ZM125 62H126V61H125ZM171 62H172V61H170V63H171ZM181 62H180V63H181ZM221 62H222V61H221ZM224 62H225V61H224ZM250 62H251V61H250ZM108 63L110 64V61H109ZM119 63H120V62H119ZM127 63H128V62H127ZM172 63H173V62H172ZM184 63H185V62H184ZM184 63H183V66H187V64H190V63H187V64L184 65ZM225 63H226V62H225ZM230 63H232V61H231ZM233 63H234V62H233ZM243 63H244V62H243ZM261 63H263V62H261ZM18 64H19V63H18ZM21 64H22V63H21ZM220 64H221V63H220ZM245 64H246V63H244L243 67L246 66ZM248 64H249V62H248ZM250 64H251V63H250ZM89 65H91V64H89ZM190 65H193V64H190ZM190 65H189V66H190ZM197 65H199V64H197ZM200 65L196 68L197 70H198V69H199V70H203V68H200ZM221 65H222V64H221ZM237 65H239V66H237ZM237 65H235V63H234L233 65H232V64H231V65L229 64V66L235 67V68H234L235 70L233 69V70H226V71H233V72H235V71H236V67H237L238 69H239V67H242V65L240 64V62H239ZM255 65H256V67L258 66V64H256V63H255ZM54 66H55V65H54ZM86 66H88V65H86ZM86 66H85V67H86ZM93 66H94V63H93ZM104 66H105V65H104ZM123 66H124V65H123ZM136 66H137V65H136ZM205 66H206V65H205ZM213 66H215V64H214ZM253 66H254V65H253ZM260 66H261V65H260ZM71 67H73V65H72ZM105 67H106V66H105ZM180 67H181V66H179V64H178L177 67H176V68H177L176 70H178V68H180ZM191 67H194V65L191 66ZM215 67H216V66H215ZM243 67H242V68H243ZM256 67H255V70L258 71L257 69H259V71L261 72L260 68H257V69H256ZM76 68H77V67H76ZM76 68H72L71 70H74V69H76ZM82 68H83V67H82ZM86 68H87V67H86ZM96 68H97V67H96ZM100 68H101V64H100ZM111 68H112V67H110V66H109V70H108V66H107V68H106L105 70H104V68H102V69H103V72L105 71L104 74H106V76H108L107 74H109L111 71H113V70H111ZM127 68H128V67H126L125 70H127ZM174 68H175V67H174ZM174 68H170L171 71L168 70L169 68H167V70L165 71V73L167 72V73L170 74L172 71L174 72ZM181 68H182V67H181ZM183 68H185V67H183ZM183 68H182V69H183ZM208 68H209V67L206 66V68H205L206 71H207ZM211 68H212V66H211ZM211 68H210V69H211ZM217 68H218V69H221V68H224V66L222 65L220 68H219V67H216V68H215L216 70H215V69L213 70V68H212L210 72H209V71L206 72V71H204V70H203V71L206 72V74L209 75V73H213L214 71H216V73H218ZM242 68H240V69H242ZM251 68H252V67H251ZM253 68H254V67H253ZM261 68H262V67H261ZM43 69H44V68H43ZM89 69H94V68L92 67V68H89ZM121 69H122V68H121ZM131 69H132V68H131ZM182 69H181V70H182ZM185 69H187V68H185ZM190 69H191V68L189 67L188 70H190ZM229 69H231V68H229ZM240 69H239V70H240ZM1 70H2V69H1ZM71 70H70V71H71ZM79 70H80V69H79ZM79 70H78V71H79ZM83 70H84V69H83ZM96 70H98V68H97ZM99 70H101V69H99ZM119 70H120V69H119ZM122 70H123V69H122ZM188 70H187V71H188ZM193 70H194V68H193ZM193 70H192V71H193ZM224 70H225V68L223 69V71H224ZM239 70H237L236 72H238ZM262 70H264V69H262ZM78 71H77V69H76V70H74V71L72 72V74L75 73V72L77 73ZM94 71H95V70H94ZM109 71H110V72H109ZM132 71H133V70H132ZM132 71H131V72H132ZM163 71H164V70H163ZM187 71H186V73H185V72L183 73V71H182V74H187V75H188ZM203 71H202V72H203ZM212 71H213V72H212ZM226 71H225V72H226ZM246 71H247V70H246ZM249 71H250V69H249ZM252 71H254V69H253ZM18 72H19V71H18ZM20 72L22 73L23 71L21 70ZM79 72H80V71H79ZM119 72H121V71H118L117 73H119ZM131 72H130V74H131ZM134 72H135V71H134ZM180 72H181V71H180ZM194 72H195V70H194L193 72H191V73H194ZM202 72H201V73H202ZM204 72H203V73H204ZM220 72H221V71L219 70V73H218V74H215V72H214V74H215V75H220ZM225 72H224V73H225ZM236 72H235V73H236ZM244 72H245V71H244ZM67 73H69V72H67ZM89 73H90V72H89ZM126 73H127V72H126ZM126 73H125V74H126ZM128 73H129V72H128ZM128 73H127V74H128ZM140 73H141V72H140ZM161 73H162V72H161ZM165 73H164V77H166V78L164 79V81H166L167 78H168V79L171 78V77L169 78V74H165ZM222 73H223V72H222ZM240 73H242V71L239 72V75H240ZM251 73H252V72H251ZM253 73H254V72H253ZM253 73H252V76L255 77V75H256L257 73H259V72H257V73L254 74V75H253ZM59 74H60V73H59ZM61 74H62V73H61ZM61 74H60V75H61ZM63 74H64V73H63ZM70 74H71V72H70ZM84 74H87V73H84ZM96 74H97V73H93V77H96V76H94V75H96ZM104 74L101 73L102 78H103ZM121 74H122V73H121ZM125 74H124V75H125ZM130 74H129V75H130ZM136 74H137V72H136ZM178 74H179V73H178ZM178 74H177V76L180 75V74H179V75H178ZM214 74H213V76H214ZM243 74H244V73H243ZM249 74H250V73H249ZM259 74H260V73H259ZM98 75H99V73H98ZM101 75L99 76L100 78H101ZM109 75H110V74H109ZM129 75H128V77H127V75H125V76H126L127 78H129ZM137 75H138V74H137ZM139 75H140V74H139ZM161 75H162V74H161ZM161 75H158V77H160ZM167 75H168V77H167ZM170 75H172V74H170ZM192 75H194V74H192ZM192 75H191V76H192ZM197 75H198V73H197ZM197 75H195V76H197ZM201 75H202V74H201ZM203 75H204V74H203ZM228 75H229V74H228ZM231 75H233V74H231ZM239 75L236 74L235 76H238V77H239ZM244 75H246V74H244ZM247 75H248V73H247ZM247 75H246L245 77H247ZM67 76H68V79H69V77H70L69 74H68ZM84 76H85V78H86V75H84ZM84 76H83V77H84ZM88 76H89V75H88ZM125 76H124V77H125ZM131 76L134 77L133 74H132ZM152 76H154L155 78H157L155 75H152ZM185 76H186V75H184V78H185ZM210 76H211V75H209V77H210ZM240 76L243 77V75H240ZM248 76H249V75H248ZM257 76H258V75H257ZM99 77H98V81H97V82H98V83H101V82H99V80H102V78L99 79ZM108 77L110 78V77H113V76H108ZM126 77H125V79H126ZM132 77H131L130 79H132ZM139 77H140V76H139ZM139 77H138V80H137V79H136V80L133 79V80H135L134 83L137 84V83H139V82L141 81V79H139ZM164 77H162V78H164ZM174 77H175V76H174ZM174 77H173V78H174ZM181 77H182V76H181ZM198 77H199V76H198ZM206 77H207V76H206ZM222 77H226V76H222ZM238 77H236V78H238ZM245 77H244V78H245ZM44 78H45V77H44ZM61 78H66V77H64V76L62 77V75H61ZM90 78H92L91 75L89 76V80H91ZM118 78H119V77H118ZM118 78H117V79H118ZM135 78H136V77H135ZM150 78H151V77H150ZM179 78H180V77H179ZM184 78H181L182 81H183V82L181 83V85L184 84V82L186 81ZM187 78H188V77H186V79H187ZM194 78H195V77H194ZM194 78L191 80L192 82H193V80H194V81H197V80H195ZM211 78H214V77L211 76ZM218 78H219V76H218ZM233 78H234V77H233ZM250 78H251V77H250ZM80 79H81V78H80ZM159 79H160V78H159ZM171 79H172V78H171ZM176 79H178V78H176ZM197 79H199V78H197ZM206 79L209 80V78H206ZM230 79H231V78H230ZM234 79H235V78H234ZM239 79H240V77H239ZM241 79H242V78H241ZM252 79H253V78H252ZM21 80H22V79H20L19 82H20ZM76 80H77V79H76ZM92 80H93V79H92ZM94 80H95V78H94ZM115 80H116V79H115ZM122 80H124V79H122ZM126 80H128V79H126ZM126 80H125V81H126ZM147 80H148V79H147ZM150 80H151V79H150ZM155 80H156V79H155ZM184 80H185V81H184ZM211 80H212V79H211ZM219 80H222V79H219ZM228 80H229V79H228ZM246 80H247V83H248V78H247ZM33 81H34V80H33ZM33 81H31V82H33ZM35 81H36V82H35V84H33V86L36 85V84L38 83L36 79H35ZM104 81H105V80H104ZM117 81H118V80H117ZM129 81L132 82V83H130L131 86H132L133 81H132V80H129ZM136 81H137V82H136ZM138 81H139V82H138ZM159 81L161 82L162 80L160 79ZM164 81H163V82H164ZM172 81H175V80L172 79L171 82H172ZM188 81H189V78H188ZM191 81H190V82H191ZM202 81H205V79L202 80ZM206 81H207V80H206ZM213 81H214V82L217 81V80H216V76H215V80H213ZM213 81H212V82H213ZM240 81H241V80H240ZM251 81H252V80H251ZM14 82H15V81H14ZM22 82H23V81H22ZM119 82H120V79H119ZM154 82H155V81H154ZM154 82H153V83H154ZM157 82H158V80H157ZM157 82H155V83H157ZM171 82H169L168 84L174 86L173 84H170ZM186 82H187V81H186ZM186 82H185V83H186ZM214 82H213V85H214V86H218L217 84H214ZM218 82H219V81H217L216 83H218ZM231 82H232V81H231ZM253 82H255V81H253ZM253 82H252V84H253ZM1 83H2V81H1ZM33 83H34V82H33ZM67 83H68V82H67ZM71 83H72V82H71ZM71 83H70V84H71ZM87 83H89V82H87ZM108 83H109V82H108ZM199 83H200V82H199ZM233 83H234V82H233ZM242 83H243V85H244V80H242ZM249 83H250V82H249ZM255 83H256V82H255ZM102 84H103V83H102ZM104 84H105V83H104ZM113 84H114V83H113ZM120 84L125 86V83L123 84V82H122V83L120 82ZM158 84H159V83H158ZM165 84L167 85L166 82H164V85H165ZM178 84H180L179 81H178ZM187 84H188V83H187ZM203 84H204V85H202V83H201V86H202V87L205 86V88H206V86L209 87V85L212 86V83L209 84V82H208V84L206 83L207 85L205 84V82H203ZM222 84H223V82H221V85H222ZM235 84H236V83H235ZM239 84H241V83H238L237 85H239ZM245 84H246V83H245ZM37 85H38V84H37ZM48 85L50 86L51 84H48ZM48 85H47V86H48ZM65 85H66L70 90L72 89L71 86H70L69 84L67 85V84L65 83ZM106 85H107V84H106ZM126 85H127V84H126ZM140 85H141V84H140ZM140 85H138V87H139ZM156 85H157V84H156ZM161 85H162V84L160 83L159 87H160ZM184 85H185V84H184ZM189 85H190V84H189ZM189 85H186V86H187L186 88H188ZM192 85L195 87V84H194V83H193ZM15 86H16V85H15ZM49 86H48V87H49ZM134 86H135V85H134ZM136 86H137V85H136ZM167 86H168V85H167ZM172 86H170V87L168 86V87L171 88ZM193 86H192V88H194ZM196 86H198V89H199L200 86L198 85V83L196 84ZM211 86H210V87H211ZM219 86H220V85H219ZM235 86H236V85H235ZM245 86H246V85H244V87H245ZM8 87H9V86H8ZM13 87H14V86H13ZM23 87H24V86H23ZM34 87H35V86H34ZM52 87H53V86H52ZM86 87H87V86H86ZM88 87H89V86H88ZM114 87H115V86H114ZM127 87H130V86L127 85ZM168 87H167V88H168ZM190 87H191V85H190ZM202 87H201L200 89H202ZM212 87H213V86H212ZM212 87H211V89H212ZM236 87H237V86H236ZM262 87H263V86H262ZM36 88L38 89V87H36ZM36 88H35V89H36ZM46 88H47V87H46ZM107 88H108V87H107ZM136 88H137V87H136ZM139 88H140V87H139ZM157 88H158V86H157L156 88H153V89L157 90ZM184 88H185V87H184ZM196 88H197V87H196ZM203 88H204V87H203ZM216 88H217V87H216ZM218 88H219V87H218ZM232 88H233V87H232ZM242 88H243V87H242ZM247 88H248V86H247ZM251 88H252V87H251ZM251 88H250V89H251ZM6 89H7V87H6ZM14 89H15V88H14ZM14 89H13V90H14ZM23 89H25V87H24ZM23 89L21 88V90H23ZM41 89L43 90L42 86H41ZM56 89H57V88H56ZM74 89H75V88H74ZM108 89H109V88H108ZM149 89H150V93H152V92H151V88H149ZM158 89H159V88H158ZM161 89H162V88H161ZM236 89H239V87L236 88ZM27 90H28V89H27ZM29 90H30V89H29ZM133 90H134V89H133ZM137 90H138V89H137ZM168 90H169V89H168ZM170 90H171V89H170ZM194 90H195V88H194ZM194 90H192V91H194ZM214 90H215V89H214ZM247 90H249V88H248ZM262 90H263V89H262ZM2 91H4V90H2ZM14 91H15V90H14ZM39 91H40V89H39ZM50 91H51V90H50ZM75 91H76V90H75ZM82 91L84 92V90H82ZM139 91H140V90H139ZM159 91H160V90H158V92H159ZM164 91H165V90H164ZM182 91H183V90H182ZM190 91H191V89H190ZM196 91H197V90H196ZM196 91H195V93H196ZM202 91H203V89H202ZM240 91H241V90H240ZM250 91H251V90H250ZM256 91H257V90H256ZM22 92H23V91H22ZM28 92H30V91H28ZM28 92H27V93H28ZM31 92H32V91H31ZM41 92H42V91H41ZM73 92H74V91H73ZM92 92H93V91H92ZM137 92H138V91H137ZM153 92H154V91H153ZM162 92H163V91H162ZM168 92H169V91H168ZM171 92H172V91H171ZM176 92L179 93V92H181V91H178V90H177ZM188 92H189V91H188ZM199 92H201V90L198 91V95H199ZM212 92H213V91H212ZM243 92L245 93V91H243ZM243 92H242V93H243ZM253 92H254V90H253ZM263 92H264V91H263ZM16 93H19V92L16 91ZM38 93H40V92H38ZM172 93H173V92H172ZM177 93H176V94H177ZM201 93H202V92H201ZM207 93H208V92H206V96L209 95V93H208V94H207ZM215 93H216V91H215ZM221 93H222V92H221ZM254 93H256V92H254ZM254 93H253V96H256V95H254ZM24 94H25V93H24ZM29 94H30V93H28L27 95H29ZM31 94H32V93H31ZM64 94H65V93H64ZM78 94H79V93H78ZM160 94H161V93H160ZM168 94L171 95L170 92H169ZM176 94H175V95H176ZM179 94H180V93H179ZM193 94H194V93H193ZM212 94H213V93H212ZM212 94L210 93V95H212ZM219 94H220V92H219ZM235 94H236V93H235ZM239 94H240V93H239ZM248 94H249V93H248ZM260 94H261V93H260ZM262 94H263V93H262ZM11 95H14V94L12 93ZM19 95H20V94H18L17 96H19ZM35 95H36V94H35ZM83 95H84V94H83ZM88 95H89V94H88ZM115 95H116V94H115ZM155 95H156V94H155ZM155 95H154V96H155ZM175 95H173V96H175ZM181 95H182V94H181ZM190 95H191V94H190ZM198 95H197V96H198ZM204 95H205V94H204ZM204 95H203V96H204ZM243 95H244V94H243ZM30 96H32V95H30ZM39 96L42 97V93H40ZM43 96H44V95H43ZM112 96H113V95H112ZM117 96H118V95H117ZM125 96H126V94H125ZM142 96H143V94H142ZM151 96H152V95H151ZM160 96H161V95H160ZM171 96H172V95H171ZM176 96H177V95H176ZM178 96H179V95H178ZM262 96H263V98H264V95H262ZM20 97H21V96H20ZM66 97H67V96H66ZM126 97H127V96H126ZM152 97H153V96H152ZM157 97H159V93H158ZM166 97L168 98V96H166ZM181 97H182V96H180V98H181ZM214 97H215V96H214ZM238 97H239V96H238ZM10 98H11V100H12V97H11V96H10ZM17 98H19V97H17ZM25 98H26V97H25ZM30 98H31V97H30ZM37 98H38V97H37ZM37 98H35V99H37ZM53 98H54V97H53ZM57 98H58V97H57ZM114 98L116 99V97H114ZM117 98H118V97H117ZM119 98H120V97H119ZM144 98H145V97H144ZM153 98H154V97H153ZM155 98H156V96H155ZM175 98H176V97H175ZM251 98H252V97H251ZM257 98H258V96H257ZM8 99H9V98H8ZM13 99H16V98L13 97ZM39 99H40V98H39ZM61 99H62V98H61ZM112 99H113V98H112ZM115 99H114V102H115ZM123 99H124V98H123ZM123 99H122V100H123ZM158 99H159L158 102L161 103V102H160V101H161V100H160V97H159ZM161 99H162V97H161ZM177 99H179V97H177ZM181 99H182V98H181ZM201 99H202V98H201ZM205 99H206V98H205ZM212 99H213V98H212ZM249 99H250V98H249ZM254 99H255V98H254ZM258 99H259V98H258ZM62 100H63V99H62ZM67 100H68V99H67ZM85 100L87 101L88 99H85ZM92 100H93V99H92ZM101 100H102V99H101ZM108 100H109V99H108ZM117 100H118V99H117ZM120 100H121V99H120ZM124 100H125V99H124ZM124 100H123V101H124ZM127 100L129 101L130 99L128 98ZM155 100H156V99H155ZM179 100H180V99H179ZM186 100H187V99H186ZM208 100H209V99H208ZM263 100H264V99H263ZM13 101H14V100H13ZM19 101H20V100H19ZM37 101H38V100H37ZM37 101H36V102H37ZM64 101H65V100H64ZM80 101H81V99H80ZM111 101L113 102V100H111ZM172 101H173V100H172ZM181 101H182V100H181ZM189 101H192V100H189ZM251 101H252V99H251ZM251 101H250V102H251ZM16 102H17V100H16ZM33 102H35V101H33ZM33 102H32V104H33ZM38 102H39V101H38ZM81 102H82V101H81ZM81 102H80V103H81ZM87 102H88V101H87ZM126 102H127V101H126ZM142 102H143V101H142ZM148 102H149V101H148ZM150 102H151V99H150ZM186 102H187V101H186ZM208 102H209V101H208ZM250 102H249L248 104L251 105L252 102H251V103H250ZM256 102H257V101H256ZM17 103H18V102H17ZM29 103H30V102H29ZM67 103H69V102L67 101ZM84 103H85V102H84ZM109 103H110V101H109ZM159 103H158V104H159ZM179 103H180V102H179ZM194 103H195V101H194ZM194 103H193V104H194ZM22 104H23V103H22ZM24 104H25V103H24ZM39 104H40V102H39ZM45 104H46V103H45ZM82 104H83V103H82ZM82 104H81V105H82ZM88 104H90V102H89ZM91 104H92V103H91ZM101 104H102V103H101ZM111 104H112V103H111ZM117 104H118V103H117ZM119 104H120V103H119ZM126 104H127V103H126ZM158 104H157V105H158ZM196 104H197V102H196ZM200 104H201V103H200ZM20 105H21V103H20ZM46 105H47V104H46ZM66 105H67V104H66ZM66 105H65V106H66ZM76 105H77V104H76ZM130 105H131V104H130ZM194 105H195V104H194ZM242 105H243V104H242ZM245 105H246V103H245ZM250 105H248V106H250ZM252 105H254V104H252ZM47 106L49 107V105H47ZM47 106H46V108H44V109H47ZM69 106H70V104H69ZM77 106H78V105H77ZM79 106H80V104H79ZM82 106H83V105H82ZM112 106H113V105H112ZM115 106H116V104H115ZM120 106H123V104H122V105L120 104ZM145 106H147V105H145ZM159 106H160V105H159ZM180 106H181V105H180ZM199 106H200V105H199ZM199 106H198V107H199ZM161 107H162V106H161ZM183 107H184V106H183ZM190 107H191V106H190ZM255 107H256V105H255ZM30 108H31V107H30ZM78 108H79V107H78ZM83 108H84V107H83ZM83 108H82V110H84ZM88 108H89V107H88ZM117 108H118L119 110H118ZM122 108H123V110H124V106H123ZM126 108L129 109L128 107H126ZM188 108H189V105H188ZM193 108H194V107H193ZM247 108H249V107H247ZM251 108H252V107H251ZM60 109H61V108H60ZM85 109H86V108H85ZM89 109H90V108H89ZM181 109H182V108H181ZM185 109L187 110V108H185ZM189 109H190V108H189ZM255 109H256V108H255ZM66 110H68V108H67ZM76 110H77V111H80L81 109H76ZM87 110H88V109H86V111H85L84 113H86ZM91 110H92V109H91ZM116 110L120 111V108L116 106ZM245 110H246V109H245ZM249 110H250V108L248 109V111H249ZM13 111H14V110H13ZM44 111H45V110H44ZM46 111H47V110H46ZM50 111H51V110H50ZM251 111H252V110H251ZM251 111H250V112H251ZM70 112H71V111H70ZM92 112H93V111H91V113H92ZM192 112H193V111H192ZM209 112H210V111H209ZM232 112H233V111H232ZM235 112H236V111H235ZM48 113H49V111H48ZM51 113H52V111H51ZM78 113H79V112H78ZM81 113H82V112H81ZM89 113H90V110H89V112H88L87 114H89ZM93 113H95V112H93ZM120 113L123 114V113H126V112L123 111V112H120ZM184 113H185V112H184ZM189 113H190V112H189ZM242 113H243V112H242ZM242 113H241V114H242ZM126 114H128V113H126ZM211 114H212V113H211ZM248 114H249V113H248ZM255 114H259V112H258V113H255ZM262 114H263V113H262ZM50 115H51V114H50ZM50 115H49V116H50ZM68 115H69V112H68ZM72 115H73V114H72ZM72 115H71V116H72ZM81 115H84V114H81ZM93 115H94V114H93ZM131 115H132V114H131ZM137 115H138V114H137ZM137 115H136V116H137ZM179 115H180V114H179ZM181 115H183V114L181 113ZM186 115H187V114H186ZM186 115H183V116H186ZM209 115H210V113H209ZM237 115H238V114H237ZM7 116H8V115H7ZM9 116L11 117V113H10ZM14 116H15V115H14ZM22 116H23V115H22ZM91 116H92V115H91ZM134 116H135V115H134ZM141 116H142V115H141ZM183 116H182V118L184 119L185 117H183ZM241 116H242V115H240V117H241ZM5 117H6V116H5ZM113 117H114V116H113ZM123 117H124V116H123ZM123 117H122V118H123ZM179 117H181V116H179ZM231 117H232V116H231ZM231 117H230V118H231ZM254 117H255V116H254ZM256 117H258V116H256ZM259 117H260V116H259ZM259 117H258V118H259ZM27 118H28V117H27ZM27 118H26V119H27ZM65 118H66V117H65ZM92 118H93V121H94V120H95V119H94L95 117H92ZM116 118H117V117H116ZM125 118H126V117H125ZM142 118H143V117H142ZM258 118H257V120H256V121H257V124H259L258 122L261 120L262 117H260L259 120H258ZM7 119H8V118H7ZM9 119H10V118H9ZM9 119H8V120H9ZM51 119H52V118H51ZM72 119H73V118H72ZM118 119H120V118H118ZM118 119H117V120H118ZM239 119H240V118H239ZM262 119H263V118H262ZM32 120H33V119H32ZM70 120H71V119H70ZM89 120H91V119H89ZM115 120H116V119H115ZM130 120H131V119H130ZM141 120H142V119H141ZM235 120H236V119H235ZM253 120H254V119H253ZM253 120H252V121H253ZM27 121H28V120H27ZM87 121H88V120H87ZM113 121H114V120H113ZM219 121H220V120H219ZM233 121H234V120H233ZM242 121H243V118H242ZM242 121H241V122H242ZM245 121H246V120H245ZM262 121H264V120H262ZM19 122H20V121H19ZM54 122H55V121H54ZM94 122H95V121H94ZM125 122H126V121H124V123L121 122V123H122L121 126H122L123 124H124V126H125ZM222 122H223V121H222ZM253 122H254V121H253ZM27 123H28V122H27ZM29 123H30V120H29ZM29 123H28V124H29ZM36 123H37V122H36ZM51 123H53V122H51ZM90 123L93 124V122H91V121H90ZM212 123H213V122H212ZM244 123H246V122L243 121L242 124L245 125ZM250 123H252V122L250 121ZM260 123H261V122H260ZM33 124H34V123H33ZM132 124H133V123H132ZM252 124H253V125H252V127H253L255 123H252ZM2 125H3V124H2ZM72 125H73V124H72ZM94 125H95V123H94ZM116 125H117V124H116ZM212 125H213V124H212ZM212 125H211V126H212ZM218 125H219V124H218ZM223 125H224V124H223ZM226 125H227V124H226ZM29 126H30V125H29ZM119 126H120V124H119ZM124 126H123V127H124ZM231 126H233V125H231ZM245 126H247V124H246ZM248 126L251 127L250 124H249ZM248 126H247V127H248ZM6 127H7V126H6ZM94 127H95V126H94ZM94 127H93V128H94ZM240 127H241V126H240ZM252 127L249 129V131H250V130L255 131V130L252 129ZM256 127H257V126H256ZM57 128H58V127H57ZM125 128H127V127H124V129H125ZM133 128H134V127H133ZM133 128H132V129H133ZM220 128H221V127H220ZM253 128H254V127H253ZM258 128H260L259 131L261 132V130H262V129H261V126L257 127V129H258ZM29 129H30V128H29ZM116 129H117V128H116ZM118 129H119V127H118ZM134 129H135V128H134ZM232 129H233V128H232ZM244 129H245V131L247 130V128H245V127H244ZM23 130H24V129H23ZM95 130L97 131V129H95ZM125 130H126V129H125ZM221 130H222V129H221ZM221 130H220V132H221ZM226 130H227V129H226ZM229 130H230V129H229ZM233 130H234V129H233ZM92 131H93V129H92ZM123 131H124V130H123ZM126 131H127V130H126ZM205 131H206V130H205ZM213 131H214V130H213ZM215 131H216V130H215ZM257 131H258V130H257ZM201 132H202V131H201ZM220 132H219V133H220ZM247 132H248V130H247ZM247 132H246V133H247ZM260 132H258V133L260 134ZM134 133H135V132H134ZM134 133H133V134H134ZM210 133H211V132H210ZM223 133H224V132H223ZM223 133H222V134H223ZM233 133H234V132H232V134H233ZM252 133H253L252 136L255 135V132H252ZM107 134H109V132H108ZM126 134H128V133H126ZM130 134H131V133H130ZM212 134H213V133H212ZM212 134H211V135H212ZM216 134H217V133H216ZM224 134H225V133H224ZM226 134H228V133L226 132ZM226 134H225V136H226ZM247 134H249V133H247ZM214 135H215V134H214ZM220 135H221V134H220ZM220 135H219V136H220ZM234 135H235V134H234ZM260 135H261V134H260ZM262 135H263V134H262ZM114 136H115V135H114ZM127 136H128V135H127ZM203 136H204V135H203ZM242 136H243V135H242ZM242 136H241V137H242ZM249 136H251V135H249ZM252 136H251V138H252ZM65 137H66V136H65ZM255 137H256V136H255ZM255 137H254V138H255ZM27 138H28V137H27ZM113 138H114V137H113ZM125 138H126V137H125ZM125 138H124V139H125ZM201 138H202V137H201ZM201 138H200V139H201ZM246 138H247V137H246ZM232 139H233V138H232ZM249 139H250V138H249ZM255 139H256V138H255ZM115 140H116V139H115ZM244 140H246V139H244ZM258 140H262V138L259 137ZM30 142H31V141H30ZM234 142H235V141H234ZM256 142H258V141L256 140ZM260 142H261V141H260ZM41 143H42V142H41ZM53 143H54V142H53ZM67 143H68V142H67ZM109 143H110V142H109ZM229 143H230V142H229ZM98 144H99V142H98ZM250 144H251V143H250ZM27 145H28V144H27ZM40 145H41V144H40ZM107 145H108V144H107ZM230 145H231V144H230ZM245 145H246V147L249 146L248 144H245V143H244V146H245ZM254 145H255V144H253V145H251V146L253 147ZM257 145H258V144H256L255 146H257ZM52 146H53V145H52ZM231 146H232V145H231ZM242 146H243V145H242ZM244 146H243V147H244ZM258 146H259V145H258ZM17 147H18V146H17ZM26 147H27V146H26ZM28 147H29V146H28ZM28 147H27V148H28ZM106 147H107V146H106ZM114 147H115V146H114ZM117 147H118V146H117ZM236 147H237V146H236ZM236 147H234V148H236ZM243 147H241V148H243ZM37 148H38V147H37ZM239 149H240V148L238 147V150H237V151H239ZM248 149H250V148H248ZM235 150H236V149H235ZM0 151H1V150H0ZM22 151H24V150H22ZM33 151H34V150H33ZM184 151H185V150H184ZM62 152H63V151H62ZM249 152H250V151H249ZM28 153H29V151H28ZM28 153H27V154H28ZM31 153H32V152H31ZM98 153H100V152H98ZM101 153H102V152H101ZM106 153H109V152L106 151ZM94 154H95V153H94ZM110 154H111V153H110ZM246 154H247V153H246ZM250 154H251V152H250ZM17 155H18V154H17ZM37 155H38V153H37ZM96 155H97V154H96ZM34 156H35V155H34ZM98 156H99V159L102 158L101 154H99ZM113 156H114V155H113ZM17 157H18V156H17ZM19 157H20V155H19ZM35 157H36V156H35ZM35 157H34V159H35ZM106 157H108V156H106ZM15 158H16V157H15ZM15 158H14V159H15ZM239 158H240V156H239ZM28 159H29V158H28ZM244 159H246V158L244 157ZM244 159H243V160H244ZM105 160H107V159H105ZM243 160L239 159V162H241V161H243ZM29 161H30V160H29ZM103 162H104V161H103ZM9 163H10V162H9ZM10 164H11V163H10ZM94 164H95V163H94ZM96 164H97V163H96ZM96 164H95V166H96ZM99 164L101 165L100 168L103 169V168H102L103 163L101 162V163H99ZM242 164H243V163H242ZM3 165H5V164H3ZM93 168H95V167H93ZM101 169H97V170H101ZM93 170H95V169H93ZM29 171H30V170H29ZM38 171H39V169H38ZM93 172H96V171H93ZM30 173H32V172H30ZM34 173H35V172H34ZM98 173H99V171H98ZM27 174H28V173H27ZM102 174H103V173H102ZM23 175H24V174H23ZM31 176H32V175H31ZM82 178H83V177H82ZM62 179H63V178H62ZM13 180H14V179H13ZM77 180H78V179H77ZM83 180H84V179H83ZM39 181H40V180H39ZM69 186H71V185H69ZM69 189H72V188L69 187ZM71 192H72V191H71ZM70 194H73V192L70 193ZM263 194H264V192H263ZM73 195H74V194H73ZM76 198H77V197H76ZM261 198H263V196H262ZM69 199H70V197H69ZM75 201H76V200H75ZM263 202H264V201H263ZM255 203H257V202H255ZM62 204H63V203H62ZM60 205H61V204H60ZM57 206H58V204H57ZM78 206H79V205H78ZM58 207H59V206H58ZM63 207H64V205H63ZM59 208H61V206H60ZM76 208H77V207H76ZM58 210H59V209H58ZM64 210H65V209H64ZM69 210H70V212H71V209H69ZM72 211H73V210H72ZM135 211H136V210H135ZM152 211H153V210H152ZM73 212H74V211H73ZM89 212H90V211H89ZM59 213H60V211H59ZM63 214H64V213H63ZM72 214H73V213H72ZM88 214H89V213H88ZM68 215H69V214H68ZM61 216H62V214H61ZM88 216H89V215H88ZM59 217H60V216H59ZM59 217H58V218H59ZM83 217H85V216H83ZM60 218H61V217H60ZM60 218H59V219H60ZM62 219H63V218H62ZM69 220H70V219H69ZM85 220H86V218H85ZM94 221H95V220H94ZM240 221H241V220H240ZM53 222H54V221H53ZM53 222L50 224V228L52 227L51 225H53ZM84 222H86V221H84V219H83V222H81L82 227H84V226H83V225H84V224H83ZM88 222H89V221H87V223H88ZM241 222H243V221H241ZM254 222H255V221H254ZM254 222H253V223H254ZM62 223H63V222H62ZM62 223H61V224H62ZM71 223L73 224V222H71ZM54 224H55V223H54ZM67 224H68V223H67ZM85 224H86V223H85ZM90 224L92 225V224H94V223H91V222H90ZM95 224H96V222H95ZM254 224H255V223H254ZM258 224H259V223H258ZM56 225H57V224H56ZM65 225H66V223H65ZM114 225H115V224H114ZM117 225H118V224H117ZM249 225H251V224H249ZM259 225H260V227H261L263 224H262V225L259 224ZM58 226H60V225H58ZM62 226H63V224H62ZM67 226H69V225H67ZM80 226H81V225H80ZM88 226L90 227L89 224H88ZM95 226H98V225H94V226H93L95 229H94L93 227H92V228H93V230H95L94 232H96V233L98 234V231H97V230H98V227H95ZM255 226H257V224H255ZM54 227L56 228L55 225H54ZM72 227H73V225H72ZM100 227H101V225L99 226V228H100ZM251 227H252V226H251ZM263 227H264V226H263ZM48 228H49V227H48ZM62 228H64V227H62ZM62 228H61V229H62ZM74 228H77V227H74ZM78 228H80V227H78ZM84 228H85V227H84ZM86 228H87V227H86ZM92 228H91V229H92ZM96 228H97V230H96ZM256 228H259V227H256ZM261 228H262V227H261ZM56 229H57V228H56ZM61 229H60V233H61ZM64 229H67V230L69 229V230H70V227H68V228L66 227V228H64ZM64 229H62V230H64ZM80 229H81V228H80ZM111 229H113V228L111 227ZM111 229H110V230H111ZM115 229H116V228H115ZM253 229H254V228H253ZM263 229H264V228H263ZM69 230H68V231H69ZM77 230L80 231L79 229H77ZM93 230H91V231H93ZM117 230L119 231L118 228H117ZM46 231H48V229H47ZM71 231H72V232H71ZM71 231H69V232L66 231V234H68V233L70 234V232L73 233V230H71ZM75 231H76V230H75ZM91 231H86V232H91ZM114 231H115V230H114ZM259 231H261V230H259ZM259 231H258V232H259ZM27 232H28V231H27ZM81 232H82V231H80V234H81ZM251 232H252V231H251ZM256 232H257V230H256ZM261 232H262V231H261ZM46 233H47V232H46ZM75 233H76V232H75ZM84 233H85V232H84ZM84 233H83V234H84ZM47 234H48V233H47ZM64 234H65V233H64ZM85 234H86V233H85ZM91 234H92V233H91ZM91 234H88V235H90V236H88V235L86 236V235H85V238L87 237V239H88V238L90 237V239H91V238L93 239V238L95 237L94 239H96V240H95L96 242L92 241V244H93V242H94V244L96 245V244H97V240L99 239V238H96V237H97V236L99 237V235H97V234H93L92 237H91ZM111 234H112V233H111ZM251 234H252V233H251ZM59 235H62V234H58V237H61V236H59ZM75 235H76V237H77V235H79V233H77V234H75ZM94 235H96V236H94ZM262 235L264 236L263 233H262ZM79 236H82V235H79ZM112 236H113V234H112ZM112 236H110V237H112ZM254 236H255V235H254ZM260 236H261V234H260ZM66 237H67V236H66ZM76 237H75V238H76ZM100 237H102V236L100 235ZM41 238H42V236H41ZM41 238H40V239H41ZM61 238H62V237H61ZM112 238H113V237H112ZM117 238H119V237H117ZM245 238H246V237H245ZM255 238H256V237H255ZM261 238H262V237H261ZM261 238H260V239H261ZM77 239H78V238H77ZM94 239H93V240H94ZM100 239L103 240V238H100ZM247 239H249V238H248V235H247ZM263 239H264V237H263ZM263 239H261V240L263 241ZM88 240H89V239H88ZM102 240H101V241H102ZM257 240H258V239H257ZM38 241H39L40 243H43L45 240H43V241L38 240ZM53 241H54V240H53ZM61 241H62V239H61ZM98 241H100V240H98ZM113 241H114V242H113V244H114V243H115V240H113ZM258 241H259V242H258ZM258 241H257L258 243H261V242H262V241L260 242V240H258ZM39 242H36V243H39ZM76 242H77V240H76L74 243H76ZM89 242H91V240H89ZM104 242H106L105 239H104ZM104 242H100V243L103 244ZM107 242H108V241H107ZM117 242H118V241H116V243H117ZM252 242H253V241H252ZM32 243H33V242H32ZM53 243H54V242H53ZM55 243H56V245H57V243H59V242L56 241ZM118 243H119V242H118ZM51 244H52V243H51ZM89 244L92 245L91 243H89ZM94 244H93V245H94ZM119 244H120V243H119ZM25 245H26V244H25ZM33 245H34V243H33ZM52 245H53V244H52ZM75 245L78 247L77 243L74 244V246H75ZM97 245H98V244H97ZM107 245H111V244L108 243ZM107 245H105V243H104V247H105V249H106L105 252H106V251H108V252L110 251L109 253L112 254V253L114 252V250L112 251V250L109 248L110 246H108L109 249L107 250ZM114 245H115V244H114ZM260 245H261V244H260ZM27 246H28V245H27ZM27 246H26V247H27ZM36 246H37V245H35V247H36ZM42 246L44 247V245L41 244V248H40V249L43 248ZM62 246L65 247V244L62 245ZM112 246H113V245H111V248H113ZM118 246H120V245H118ZM31 247H32V246H31ZM58 247H59V246H58ZM81 247H82V246H80L78 249H83V248H81ZM90 247L92 248V246H89L88 251L91 250ZM99 247H100V245H99ZM50 248H51V247H50ZM85 248H86V247H85ZM102 248H103V247H102ZM115 248H116V245H115ZM260 248H261V247H260ZM27 249H29V248H27ZM62 249H63V248L60 247L59 250H62ZM96 249L98 250V248H96ZM113 249H114V248H113ZM262 249H264L263 246H262ZM34 250L37 251V248H35V249L33 248V251H34ZM76 250H77V249H76ZM85 250H87V249H85ZM116 250H117V248H116ZM116 250H115V251H116ZM77 251H79V253H80V250H77ZM83 251H84V249H83ZM92 251H93V250H92ZM59 252H60V251H59ZM84 252H85V251H84ZM108 252H107V253H108ZM74 253H75V252H74ZM77 253H78V252H76V254H77ZM250 253H251V252H249L248 254H250ZM262 253H264V251H263ZM34 254H35V252H34ZM36 254H37V252H36ZM84 254L86 255V253H84ZM105 254H106V253H105ZM115 254H116V252H115ZM117 254H118V253H117ZM118 255H119V254H118ZM69 256H70V255H69ZM77 256H78V255H77ZM80 256H82V255H80ZM36 257H38V256L36 255ZM56 257H57V256H56ZM61 257H62V255H61ZM70 258H71V256H70ZM119 258H120V257H119ZM62 259H63V257L60 259L61 261H60L59 263H61L62 261L64 262V259H66V258H64L63 260H62ZM80 259H81V258H80ZM70 260H71V259H70ZM79 261H80V260H79ZM85 262H86V261H85ZM250 262H251V261H250ZM65 263H66V262H65ZM76 263H77V262H76ZM79 263H80V262H79ZM71 264H72V263H71ZM83 264H84V263H83ZM249 264H253V263L251 262V263H249ZM254 264H255V263H254Z\"/></svg>",
    "mask_w": 264,
    "mask_h": 264
},
{
    "label": "clouds",
    "instance_id": "3",
    "mask_svg": "<svg viewBox=\"0 0 264 264\" xmlns=\"http://www.w3.org/2000/svg\"><path fill=\"white\" fill-rule=\"evenodd\" d=\"M0 138L9 147L20 144L15 129L0 128ZM83 142L85 141L82 134H77L73 139V146L78 147ZM61 150L66 149L61 146ZM10 192L11 201L0 202V238L18 241L24 230L36 232L47 230L59 216L55 195L42 186L25 189L21 184L13 181Z\"/></svg>",
    "mask_w": 264,
    "mask_h": 264
}]
</instances>
